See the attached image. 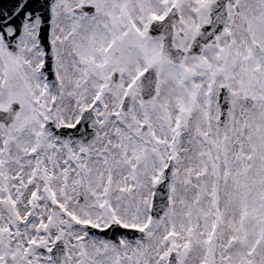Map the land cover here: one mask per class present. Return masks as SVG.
I'll return each instance as SVG.
<instances>
[{
  "label": "snow or ice",
  "instance_id": "6c2138e0",
  "mask_svg": "<svg viewBox=\"0 0 264 264\" xmlns=\"http://www.w3.org/2000/svg\"><path fill=\"white\" fill-rule=\"evenodd\" d=\"M0 264H264V0H0Z\"/></svg>",
  "mask_w": 264,
  "mask_h": 264
}]
</instances>
